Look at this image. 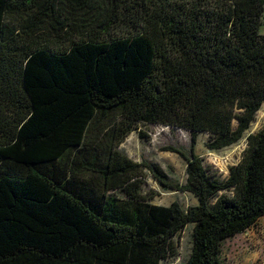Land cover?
<instances>
[{
    "label": "trees",
    "instance_id": "16d2710c",
    "mask_svg": "<svg viewBox=\"0 0 264 264\" xmlns=\"http://www.w3.org/2000/svg\"><path fill=\"white\" fill-rule=\"evenodd\" d=\"M264 0H0V264H223L264 216V127L225 179L187 159L197 204H153L119 145L140 125L237 143L264 103ZM235 122V123H234Z\"/></svg>",
    "mask_w": 264,
    "mask_h": 264
},
{
    "label": "rangeland",
    "instance_id": "374dc122",
    "mask_svg": "<svg viewBox=\"0 0 264 264\" xmlns=\"http://www.w3.org/2000/svg\"><path fill=\"white\" fill-rule=\"evenodd\" d=\"M259 32L264 34V14ZM235 123V122H234ZM264 127V103L257 110L254 121L235 144L220 150H210L205 143L208 134L201 132L192 143L190 132L180 128L163 125H140L145 136L138 130L130 132L119 149L131 160L158 168L155 170L167 187L144 168L146 176L141 179V193L146 194L149 202L169 205L177 202L183 209L197 204V199L188 191L178 188L186 181L187 159L192 154L202 159L210 173L225 179L229 167L236 164L241 151L246 146V136ZM155 174V173H153ZM192 224H187L174 238L177 255L161 264H184L191 247ZM223 264H264V216L252 226L224 241L221 250Z\"/></svg>",
    "mask_w": 264,
    "mask_h": 264
}]
</instances>
